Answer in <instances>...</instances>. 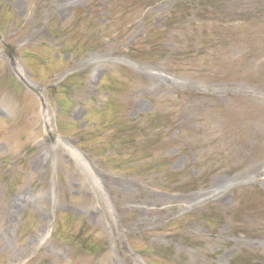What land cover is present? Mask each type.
Instances as JSON below:
<instances>
[{
	"label": "rangeland",
	"instance_id": "obj_1",
	"mask_svg": "<svg viewBox=\"0 0 264 264\" xmlns=\"http://www.w3.org/2000/svg\"><path fill=\"white\" fill-rule=\"evenodd\" d=\"M237 256L264 264V0H0V264Z\"/></svg>",
	"mask_w": 264,
	"mask_h": 264
},
{
	"label": "trees",
	"instance_id": "obj_2",
	"mask_svg": "<svg viewBox=\"0 0 264 264\" xmlns=\"http://www.w3.org/2000/svg\"><path fill=\"white\" fill-rule=\"evenodd\" d=\"M72 32H74V29L72 30ZM72 47V46H71ZM162 122V121H161ZM158 126H164L166 127L167 129L172 127V125H167L166 123H157V122H153L150 120V122H148V126L147 128H153V127H158ZM102 128V127H101ZM100 127H98V133H100V130H101ZM113 129H115L113 131V134H122L124 133V130L123 129H119V127H113ZM129 132V130H128ZM91 140V139H90ZM117 140V139H116ZM149 143L146 141V142H142V143H137L134 145V143L132 142V140L130 139V142H127L125 144V150L123 151L122 147L118 144L117 148H115V152H118L120 153V156L122 158H125L127 160L131 159L133 157V155L136 153V152H141L142 148H145L146 145H148ZM119 155V154H118ZM112 169H117V166L116 167H111ZM251 261L248 259V257H244L241 256H237V257H234L233 260L231 261V264H250ZM256 263L258 264H262L261 262H258L256 261Z\"/></svg>",
	"mask_w": 264,
	"mask_h": 264
}]
</instances>
